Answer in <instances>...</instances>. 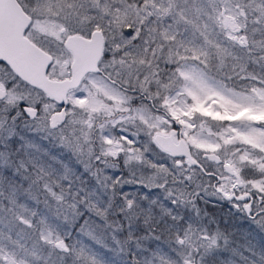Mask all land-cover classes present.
I'll return each instance as SVG.
<instances>
[{"label":"snow or ice","instance_id":"6c2138e0","mask_svg":"<svg viewBox=\"0 0 264 264\" xmlns=\"http://www.w3.org/2000/svg\"><path fill=\"white\" fill-rule=\"evenodd\" d=\"M0 264H264V0H0Z\"/></svg>","mask_w":264,"mask_h":264},{"label":"rangeland","instance_id":"374dc122","mask_svg":"<svg viewBox=\"0 0 264 264\" xmlns=\"http://www.w3.org/2000/svg\"><path fill=\"white\" fill-rule=\"evenodd\" d=\"M254 243H256L257 245L260 243V237L259 236H254ZM102 254H103V250H102Z\"/></svg>","mask_w":264,"mask_h":264},{"label":"trees","instance_id":"16d2710c","mask_svg":"<svg viewBox=\"0 0 264 264\" xmlns=\"http://www.w3.org/2000/svg\"><path fill=\"white\" fill-rule=\"evenodd\" d=\"M237 224H243L245 226V228L247 227V222L246 221H243V220H237L236 221ZM254 242V240H253Z\"/></svg>","mask_w":264,"mask_h":264}]
</instances>
